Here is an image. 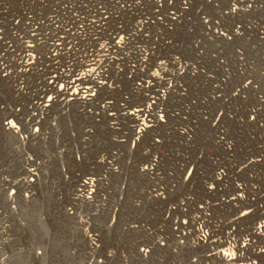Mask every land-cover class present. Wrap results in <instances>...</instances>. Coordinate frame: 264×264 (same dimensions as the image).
Returning a JSON list of instances; mask_svg holds the SVG:
<instances>
[{
  "label": "rangeland",
  "instance_id": "rangeland-1",
  "mask_svg": "<svg viewBox=\"0 0 264 264\" xmlns=\"http://www.w3.org/2000/svg\"><path fill=\"white\" fill-rule=\"evenodd\" d=\"M182 1L163 0L157 7L153 0H0V64L9 67L6 77L0 72V264H222L217 252L223 250L234 257L241 253L239 259L245 260L238 264H264V252L257 250L260 246L264 251V236L253 233L264 214L255 201L226 203L237 193L234 181H244L248 191L255 184L264 194V103L257 97H264V0H189L187 9ZM124 3L129 6H119ZM198 11L218 20L227 32L239 26L230 34L242 35L230 42L201 40L199 47L206 52L202 69L211 78L197 80L195 34L202 32ZM28 22H33V33L22 40H32L33 34L36 58L24 67L18 60L24 43L17 34L23 36ZM58 37L62 50L51 56L50 44ZM120 38L123 48L116 49L114 40ZM236 49L247 63L242 74L236 71ZM218 51L232 72L218 91L227 104L209 97L223 78L214 66ZM82 60L109 64L112 71L119 68L111 75L118 90L104 95L120 104L124 94L129 108L170 88L154 107L164 110L165 123H155L151 137H142L138 144L134 123L120 106H114L122 115L112 134L103 123L97 130L92 117L80 116L76 103H70L64 109L56 104L40 122L33 117L31 127L38 128L34 139L28 136L21 143L1 128L6 118H31L30 99L38 86L51 75L59 78L62 70L77 72L85 64ZM243 80L249 83L246 98L230 97ZM131 83L145 87L131 92ZM62 92L44 86L40 96ZM195 105L203 106L204 118ZM19 121L29 135L31 121ZM218 127L232 144L229 155L216 142ZM103 155L114 160L117 172L98 162ZM154 156L155 171L146 173L143 168ZM256 158L263 166H248L246 175L245 170L236 173ZM217 166L232 177L216 182ZM87 178L94 180L92 201L76 195ZM198 225L210 242L198 240ZM87 234L95 237L94 247ZM244 237L252 241L241 250ZM143 248L149 250L146 257Z\"/></svg>",
  "mask_w": 264,
  "mask_h": 264
},
{
  "label": "bare ground",
  "instance_id": "bare-ground-1",
  "mask_svg": "<svg viewBox=\"0 0 264 264\" xmlns=\"http://www.w3.org/2000/svg\"><path fill=\"white\" fill-rule=\"evenodd\" d=\"M153 1H155L154 2L155 6L159 7V6H161V3L163 0H153ZM188 1L189 0H183L182 1V4L184 5L182 7V9H187L186 5L189 4ZM214 1L215 0H212V2H214ZM217 1H220V0H217ZM119 6H121L123 8V7L129 6V5L127 3H124V4L119 5ZM234 8H236V7H234ZM222 13L228 14L229 12L222 11ZM197 15H198L197 16L198 21L202 25V32L195 34V79L198 80L200 77H206L209 79V78H211V76L209 74H207V72H205L202 69L204 67L203 64L205 63L206 52H205V50L201 49V46L199 47V45H201V40H205V41L223 40L226 42H230V41H232V36H233L230 33L233 30L237 29V27H239V26H235L236 27L235 29L231 30L230 32H227V30H225L222 27V25L220 24V22L218 20H216L215 18H207L206 16L202 15V13L199 11L197 12ZM26 18H28V16ZM50 21L53 24L57 23L56 17H51ZM79 29H82V27L80 26L78 28V31H79ZM30 32L33 33V22H28L26 27H24L22 29L23 36H21L20 34L19 35L17 34V36H18L20 41H23L24 39L22 40V38L27 37V36L25 37L24 34L27 35ZM77 32H75V33H77ZM15 33H17V32H15ZM235 33L238 34V31ZM241 35H242V32H241ZM241 35L238 34V35L233 36V37H240ZM31 37H32V40L30 39L31 41L30 40L23 41V43H24L23 48H22L23 51H21V54L18 58V60H21L20 64L24 67L30 66V64H32V62H34V59L36 58L35 55L33 54V49H34L33 48V34H31ZM199 37L201 39H199ZM60 39L61 38L58 37V39H55L50 44L51 49H50L49 54H51V56H56V54L59 53L60 50H62L61 43L59 42ZM118 40H121V42H122L121 45L119 42H116ZM123 44L124 43H123L121 38L116 39V40H114L113 47L116 49H121V48H123ZM7 46L11 47L9 45H7ZM218 53H219V56H215V58H214L215 59L214 60V66L220 67V69L222 70L223 78L217 79V84L214 85L216 90H214L213 95L209 96V97L212 100L221 99L224 101L225 104H227L228 99L226 97H224L223 95L219 94L218 91L220 90L222 85L227 83V79L230 78V76L232 75V72L228 68V63L226 61L222 60V58H223L222 52L218 51ZM234 54H235L236 71L238 73L242 74L243 70L246 69V64H247L245 56H244L243 52L240 51L239 49H236ZM2 57L3 56H0V60L2 59ZM106 61L111 62V60H109V59H107ZM140 61L143 62V59L140 58ZM82 63H85L86 65L84 64L83 67H81L77 72H73L71 74H69V73L66 74V70H62L59 73V74H61V76L59 77L60 79L58 78L57 75H51L46 79V82L42 83L41 86H38V90H36L37 93H34L33 97L30 99V104L32 105V107L30 109H33V111H31V110L29 111V113L31 114V118H29L28 120H26V118H24V117L19 118L21 120L25 119V121H26L25 124H27L28 121H31L30 122L31 132L28 133L29 135H26L24 132H22L20 126L18 125V123L20 124V121L18 118H17L16 122L13 119H7L6 118V120L1 121V123H3L1 128H3V130H5L6 132L14 135L17 138V140L20 141L21 143L25 142L28 140L29 137L35 135V133L38 130L37 127H33V128L31 127L33 117H37L39 119L38 122H40V120L43 118V115L48 114V111H50L56 104L61 106L60 108L64 109L70 103H76L77 112L80 114V116L92 117L93 121L98 125L97 130L102 128L101 124L103 123L106 126L107 130L110 131L112 134L117 132L118 126H119L118 119L122 115L119 111H116L114 109V106L115 105L120 106L121 110L125 111L124 115L130 117V119L134 123L131 126L133 129V138H134V142L135 143L138 142V144H139L140 139H142V137H144V136L151 137L152 133L149 130H151L155 127V125H156L155 123H160V124H158L160 126L165 123V121L167 119V115L164 114V110L163 109L157 110V109H154V107L156 106L155 108H158V104L156 103V101L158 102V101H160V99H165V96L168 95V93L166 94V92L168 90H170V88L169 89L166 88L165 90H163V89L157 90L158 91L157 92L158 97L153 96V95H147V97H146L147 101L145 104L140 105L137 108H129L126 105L128 102V97L124 96V94H123V99H122L123 102H120V104H119V102L115 103L111 96H109V95L105 96L104 95L107 93L116 92L118 90L117 84L111 79L112 72H115L117 74L120 72V71H118L119 70L118 67L115 69L113 68V71H112L111 70L112 68H111V66H109V64H103L102 62L88 63V61L82 60ZM187 67H188V65H187ZM190 67H191L190 69L192 71V69L194 67L193 66H190ZM8 68L9 67L7 65H5L3 62L0 64V72L1 73L4 72L2 75L3 77H6L8 75V74H6L8 71ZM150 82L151 81H148L147 84ZM149 85H151V84H149ZM248 85H249V83H246L245 80H243L240 83V89H236V91H235L236 93L230 94L231 95L230 97H237L240 99H245L246 98L245 93H246V89H247ZM44 86H50V87H52V89L56 90V92H62V91L63 92L59 96H55V97H51V96L45 97V95L40 96L41 89ZM17 87H18L19 91L23 92V86H21V83H19V85ZM144 87L145 86H143V84H141V83H131L128 86V90L133 92L135 90H142ZM179 91H180V89H179ZM179 94L181 95V92H179ZM62 95L65 97L62 98L61 97ZM257 97H258V100L261 102V105H262L264 103V99H263L264 97H262V96H257ZM202 103L204 104V102H202ZM202 108H203V106H201V105H195V111L197 113H199L198 115L200 117L204 118L203 116H204L205 111H203ZM34 111H37V112H34ZM155 111L157 113H154ZM225 116L227 118H231L229 113H226ZM153 119H155V120H153ZM38 122L36 124H38ZM27 125H29V124H27ZM156 127H158V126H156ZM89 131L90 130H87V132H89ZM183 133H185V135H188L186 132H183ZM36 135H38V134L36 133ZM34 137L36 138V136H33V139H34ZM226 137L227 136L224 135V132L220 130V127H218L216 142L229 155L233 150H232L231 142ZM153 140H154V138H153ZM132 141H131V144H132ZM135 143H133L132 145H136ZM154 143L156 144L158 142L156 141ZM115 154H116V152H113V155H115ZM244 158H245V160L248 159V157L246 158L245 156H244ZM110 159H112V158H110ZM198 159H199V157H198ZM198 159L196 158V162H198L200 160V159L199 160ZM98 162L103 163L106 166V168L108 167L113 172L118 171V167H116L114 160L110 161L109 158L104 156V155L102 156L101 160ZM156 163H157V158H156V156H154V158L151 159L150 163H148V165H146L143 168V170L146 173H150V174L154 173V171H155L154 166H156ZM251 165H262L263 166L262 160H260L259 158L249 160V162H247L246 165L241 166L239 169L236 166V171L238 169V171L236 173H238V174L244 173L243 171L245 170V175H246V173H247L246 168L248 166H251ZM199 169H200V165L196 167L195 177L200 174ZM28 172L30 173V175H33L32 169H28ZM257 175L258 174H256L254 177L251 176V178L256 179ZM213 176H214V180L218 183H221L222 181H224L228 177L229 178L232 177V175L231 176L228 175L225 172V170L220 168V166H217L215 168V170L213 172ZM23 180L26 183H30L32 181V179H30V178H24ZM233 183L236 187L237 193H235L234 197L228 198L230 200L226 201V203H228L229 205H235L236 203L238 204V202L244 201V200L255 201L256 202V209L259 210L261 212V214L263 215L264 214V202H263L264 194H262L263 193L262 188L258 187L255 184H252V185H250L249 191H248V185L244 181L237 182V183L234 181ZM80 187H81V189H78V193L76 194L77 199L92 201V198L94 197V188H93L94 187V180H93V178H87L85 180H82ZM206 189L209 190L210 192H212L214 188L211 185L210 186L206 185ZM157 196L162 197V194L157 191ZM9 197H10V199H13L14 193L11 192L9 194ZM259 202L261 204H259ZM262 217H264V215ZM254 229H255V231H253V233L255 236L263 237L264 236V221L259 219V221L255 223L253 230ZM198 232H199V234H198L199 235L198 236L199 241L210 242L207 231L199 225H198ZM87 236H88V241L90 242V245L91 246L93 245L92 247H94V244H95L94 241L96 240L95 237L93 235H90V234H87ZM251 241L252 240L250 238H246V237L242 238L240 249L244 250L246 246L250 245ZM257 250H258L259 254L264 252L260 246H258ZM140 251H141V255L144 257L149 255V250L147 248H143ZM217 254L220 257L222 264H238L239 260L240 261L245 260L244 258L239 259V257H244L241 253H240V256L238 255L235 257H234V254H232L228 251L225 252L224 250L218 251ZM251 263H253V262H251ZM241 264H243V263H241ZM253 264H256V262H254Z\"/></svg>",
  "mask_w": 264,
  "mask_h": 264
},
{
  "label": "built area",
  "instance_id": "built-area-1",
  "mask_svg": "<svg viewBox=\"0 0 264 264\" xmlns=\"http://www.w3.org/2000/svg\"><path fill=\"white\" fill-rule=\"evenodd\" d=\"M32 193H33V191H32ZM11 206H12L11 208H13L14 210H16V211H18V212L20 211L19 208L17 209V207H16L15 205H11ZM11 233H12V232H11ZM11 237H12V234L8 236V239H6L5 244L11 239ZM2 258H4V260H5V259H6V254L3 255Z\"/></svg>",
  "mask_w": 264,
  "mask_h": 264
}]
</instances>
